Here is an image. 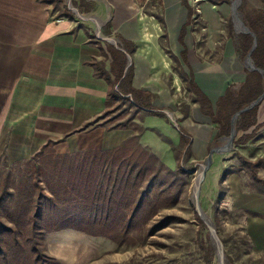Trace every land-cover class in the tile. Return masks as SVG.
<instances>
[{
    "label": "crops",
    "instance_id": "0c3cea01",
    "mask_svg": "<svg viewBox=\"0 0 264 264\" xmlns=\"http://www.w3.org/2000/svg\"><path fill=\"white\" fill-rule=\"evenodd\" d=\"M75 2L82 4V0ZM85 2L89 12L81 14L75 8L78 12L77 20H71L57 16L52 4L39 0H0V137L3 138V130H8L5 138L8 139L10 154L15 151L29 157L49 140L57 141L54 148L59 153L107 150L138 135L132 129H82L105 112L109 94L108 82L95 75V69L89 64L104 59L97 41L103 42L104 50H107L106 45L110 43L124 50L121 39H125L135 45L136 52L141 48L139 40L143 39V31L146 32L149 28V23L145 21L144 7L136 0ZM89 3H95V11L90 9ZM232 5L233 0H206L201 9L205 17L206 33L200 37L197 34L198 27L194 25L196 12L189 0H164L163 15L169 48L180 59L185 72L192 73L197 85L215 107L229 85L234 84L236 89L242 85L247 76L245 68H250L244 62L251 50L246 58L239 55L238 35L230 26ZM90 13H95L98 29L84 24L83 21H93L92 18L85 17ZM108 24L111 25L112 33H108L109 37H103L102 27H107ZM86 29L91 32L92 37ZM106 39L114 41L108 42ZM215 55H220V58L209 59V56ZM137 59V65L134 63L133 86L158 94L159 100L153 103L154 106L164 108L167 115L172 111L173 116L181 118V104L175 99L172 88L174 85H170L168 81L176 75L173 82L178 84L181 81L179 74L174 72L168 74L169 78L166 74L163 77V74L156 73V63L149 55L145 58L146 68L140 65L143 61L141 55ZM162 59L168 64V59L163 56ZM189 92L192 98L193 93L191 90ZM189 105V117L180 122V126L192 135V153L204 155L209 151L218 128L209 116L202 113L199 104ZM257 114V125L240 133L255 131L257 138L264 132V103L260 105ZM153 117L150 114L145 117L147 125L146 130L139 133L140 142L165 162L169 150L171 151L170 146L163 144L164 147L160 141L157 146L161 149L156 151V143L148 141L146 137L151 129L157 130L163 139L166 135L158 127L165 125L171 130L173 125L165 117L160 118L156 124L149 123ZM5 123L7 127L10 125L9 129ZM177 128L178 137H175L176 140L168 139L170 142L181 141L179 125ZM10 129L12 133L9 134ZM224 137L227 136L220 139ZM258 202H254L259 208L254 212H259L262 217L256 218L255 225L256 231L260 233L258 239L264 240V197Z\"/></svg>",
    "mask_w": 264,
    "mask_h": 264
},
{
    "label": "trees",
    "instance_id": "16d2710c",
    "mask_svg": "<svg viewBox=\"0 0 264 264\" xmlns=\"http://www.w3.org/2000/svg\"><path fill=\"white\" fill-rule=\"evenodd\" d=\"M52 4L53 11L59 17L77 20L76 13L65 0H39ZM150 14L149 7L156 6L161 12L152 15L159 19L166 29L163 15L164 0H136ZM264 4V0H259ZM74 7L81 14L88 13L85 0L79 5L72 0ZM247 0L237 6V13L244 16V24L257 36L258 45L252 53L253 61L259 70L264 71V9L256 8L247 11ZM233 31L232 20L229 21ZM107 25L110 31L111 25ZM88 35L91 32L86 29ZM234 32V31H233ZM167 34V33H166ZM168 40V35H165ZM124 52L120 51L119 61L109 53V46L104 50L103 42L97 41L103 51V61H110L111 69H102L103 61L89 64L95 69V75L104 78L109 85V94L105 112L95 121L82 129L105 127L107 131L115 129H133L140 134L141 126H131L127 121H112L108 126L99 123L100 117L112 112L114 102L121 100L129 103L135 113L166 116L164 108L154 106V94L133 86L134 64L127 69L128 54L135 52V45L121 39ZM251 33L238 34L239 55L246 58L254 45ZM166 49L170 57L177 63L176 70L181 79L193 93L192 101L200 105L204 115L209 116L216 124L218 132L215 140L231 135L232 121L235 114L250 106L264 93V74L259 70L245 68L247 76L238 89L229 85L225 95L217 101L216 107L204 91L199 87L192 73L183 69L182 62L171 51ZM120 50V49H118ZM179 66V67H178ZM260 104L244 111L236 121V130L248 131L257 125ZM190 105L184 103L178 118L183 122L189 117ZM118 117H115L117 119ZM111 122V123H112ZM139 127V128H137ZM181 143L188 149L192 135L179 125ZM73 134L70 133L69 135ZM140 134L134 135L113 149L84 150L78 152L59 153L54 146L57 141L49 140L39 151L26 160L8 161L7 154L0 157V264H62L59 259L46 250V236L61 230L74 229L78 232L96 237H106L124 245L134 243L155 235L170 225L172 217H158L166 209L177 205L186 190L189 171L182 163L186 149L179 158L177 169L170 168L151 149L140 142ZM257 132L244 134L234 141L236 145H245ZM68 135V136H69ZM250 168L255 183L261 186L264 193V178L256 173L259 165L264 166V158L253 162L240 157ZM253 216H258L252 213ZM202 228H207L200 218ZM207 249L209 261L213 258L214 247L211 242Z\"/></svg>",
    "mask_w": 264,
    "mask_h": 264
},
{
    "label": "rangeland",
    "instance_id": "374dc122",
    "mask_svg": "<svg viewBox=\"0 0 264 264\" xmlns=\"http://www.w3.org/2000/svg\"><path fill=\"white\" fill-rule=\"evenodd\" d=\"M190 1H193L194 5L200 9H202V4L206 2V0L198 2L196 0ZM236 1L233 0V3ZM65 2L75 12L72 0H65ZM247 2V11H254L256 8L264 9V4H261L259 0H247ZM89 4L91 5L90 9L93 8L92 11H95V3L93 5L92 3ZM148 11L150 14H146L145 11V21L149 23V28L146 26L148 30L146 32L143 31V39L139 40L141 48L136 50L133 58L134 62L132 60L133 54L130 56V59L128 58V65L129 63L130 66L134 63L137 65V57L141 55L143 61L140 65L146 68L145 58L149 55L150 59L152 58L151 60L156 63V73L163 74V77L165 74L168 76L169 73H178L176 61L166 51L169 46L168 41L165 39L167 30H165L159 19L152 15L161 11L156 6L149 7ZM195 14L194 25L198 27L196 28L197 34L203 37L206 33L204 30V14L203 12H198V10H196ZM85 17H90L93 21H83L84 24L86 23V25L91 26L93 29H98L95 13L87 14ZM238 20L244 22V16L238 13L237 17H235L233 13L232 22L236 35L241 34L243 29H245L244 27H238ZM104 22L106 21L104 20ZM235 22L237 23L236 26ZM106 29L105 25H103V37H109V32ZM107 45L109 46V53L115 57V60L119 61L121 50H118L114 44L110 43ZM162 56L168 59V64L167 62H163ZM219 56H209V59L218 60ZM109 60L103 61L104 65H102V69L110 71L111 61L113 60L111 58ZM244 63L245 65L249 64L248 58ZM142 71L145 73L144 69ZM174 77L176 75H173V79ZM173 79L170 78L168 81L170 85H174L172 88L177 102L181 105H184V103H194L191 98L192 95L189 92L190 90L187 92L189 87L186 81L181 79V81H178V84H175ZM158 100L159 95L155 94L152 103L155 104ZM113 104L114 106L111 108V110L113 109L112 112L100 117L99 123L111 126L113 124L112 121H127V119L132 118L131 120L133 121L130 122L131 126H142L143 131L146 130L147 122L145 117L148 114H144V112L136 114L134 109L129 108V103H124L121 100H117ZM152 116L154 117L149 120V123L153 122L154 124L160 118L165 117L159 115ZM166 116L165 118H167L168 122L173 125V129L170 130L165 125L158 127L166 135V137L163 136V139L157 130L153 131L149 129L146 139L156 143V151L161 149V147L158 149L157 146L160 141L162 142V146H164L163 144L170 146L171 151L169 150L168 158H165L166 165L170 168H178L180 164L179 158L186 149L185 156H182V165L189 171V176L186 178L188 182L184 186L186 190L183 192L176 206L172 209L164 210L158 217V220L162 217H172V223L168 227L159 230L153 236L146 239L144 237L141 241L137 240L134 243L130 242V244L124 245L114 243L106 237L91 236L74 229L61 230L57 231V233L49 234L45 240L46 250L59 259L62 264H220V247H218L217 241L212 237L208 226L206 229L202 228L196 204V186L202 170L207 166V158L210 152L215 149H219L220 152H215L213 155V163L206 172L207 176L201 182L199 200L204 216L209 222L214 223L216 232H218L221 239L225 253L224 264H264V240L258 239L260 233L256 231L257 226L255 225L256 218L261 219L262 216L259 215V212L256 213L258 216L252 215V213H255L254 210L259 209L254 205V202L259 203L258 201L264 197V193H262L263 188L255 183L249 166L240 158L242 156L253 162L258 161L259 158H264V132L257 138L255 137L256 134L244 146L236 144L231 146L228 143L229 137L215 140L208 152L197 156L192 153L191 145L187 149L181 141L178 143L170 142L171 139L176 140L175 137H178L179 132L177 131V127L180 125V122L175 115L173 116L172 111H169V114H166ZM115 117L118 118L115 119ZM9 126L7 127L6 125L8 129ZM92 127H89L88 130ZM262 131H264V128ZM10 133H12L11 129ZM6 134H8V130H3L1 134L3 138L0 137V157L3 154H7L8 161L12 164L33 156L25 157V154L13 150L12 154H10L9 151L11 149L8 151ZM244 134H252V132ZM244 134L237 133L235 139ZM256 173L264 178V166L259 165ZM210 242L212 247H214L211 261H209L207 255Z\"/></svg>",
    "mask_w": 264,
    "mask_h": 264
},
{
    "label": "water",
    "instance_id": "95a60500",
    "mask_svg": "<svg viewBox=\"0 0 264 264\" xmlns=\"http://www.w3.org/2000/svg\"><path fill=\"white\" fill-rule=\"evenodd\" d=\"M241 2V0H237L236 2H234L233 3V13H234V16L235 17H237V6L239 5V3ZM76 13H77V11H75ZM236 21V20H235ZM236 22H235V26H236ZM238 27H244L245 29H243V31L242 32H244V33H251L252 35H253V37H254V45H253V47H252V49H251V51L249 52V54H248V60H249V64H248V66L251 68V70H259L258 69V67H256L255 66V64H254V61H253V56H252V53L254 52V50L256 49V47H257V45H258V41H257V36L254 34V33H252V31L244 24V22H242V21H239L238 20ZM108 42H112V41H114L113 39H110V40H108V39H106ZM122 49V48H121ZM123 50V49H122ZM124 51V50H123ZM128 58L130 59L131 57H130V55H128ZM130 67V63H129V65L127 66V69ZM259 71H261L263 74H264V71L263 70H259ZM264 101V93H263V95L262 96H260L258 99H257V101L256 102H254V103H252L250 106H248V107H245V108H243V110L242 111H240V112H238L237 114H235V117L233 118V121H232V128H231V130H232V132H231V135L229 136V144L231 145V146H233L234 145V139H235V137H236V135H237V133H238V130H236V121H237V119L241 116V114L244 112V111H247V110H249V109H251V108H253V107H255V106H257V105H259L260 103H262ZM215 152H220V150L219 149H215V150H212L211 152H210V155L208 156V158H207V166H205L204 167V169L202 170V172H201V175H200V179H199V182H198V184H197V186H196V189H197V191H196V204H197V211H198V214H199V216L201 217V218H203L204 219V221L206 222V224H207V226H208V228H209V230H210V232H211V234H212V237L217 241V244H218V247H220V251H221V255H222V258H224L225 257V253H224V248H223V245H222V242H221V239H220V237H219V235H218V232H216V228H215V225H214V223H212V222H209L208 220H207V218L204 216V214H203V210H202V208H201V203H200V200H199V197H200V193H201V182L205 179V177L207 176V174H206V172H207V170L209 169V166L213 163V155L215 154Z\"/></svg>",
    "mask_w": 264,
    "mask_h": 264
},
{
    "label": "built area",
    "instance_id": "2783aa9c",
    "mask_svg": "<svg viewBox=\"0 0 264 264\" xmlns=\"http://www.w3.org/2000/svg\"><path fill=\"white\" fill-rule=\"evenodd\" d=\"M196 1L198 2L200 0H196ZM202 1H204V0H202ZM189 4L193 7V9L195 10V12H196V10H198V12H201V9L199 7H197V6H195L193 1H190L189 0Z\"/></svg>",
    "mask_w": 264,
    "mask_h": 264
},
{
    "label": "bare ground",
    "instance_id": "6f19581e",
    "mask_svg": "<svg viewBox=\"0 0 264 264\" xmlns=\"http://www.w3.org/2000/svg\"><path fill=\"white\" fill-rule=\"evenodd\" d=\"M215 243H216V242H215ZM223 259H224V258H222L221 251H220V261H221L220 264H224V263H225V261H223Z\"/></svg>",
    "mask_w": 264,
    "mask_h": 264
}]
</instances>
